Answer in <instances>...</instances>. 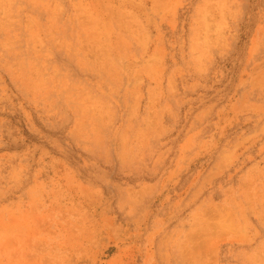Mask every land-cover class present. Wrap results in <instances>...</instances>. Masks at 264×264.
<instances>
[{
	"label": "rangeland",
	"instance_id": "1",
	"mask_svg": "<svg viewBox=\"0 0 264 264\" xmlns=\"http://www.w3.org/2000/svg\"><path fill=\"white\" fill-rule=\"evenodd\" d=\"M0 264H264V0H0Z\"/></svg>",
	"mask_w": 264,
	"mask_h": 264
}]
</instances>
